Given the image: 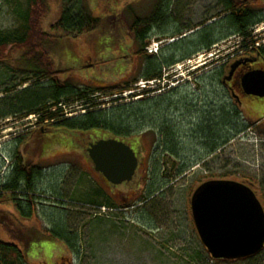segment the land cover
<instances>
[{
	"label": "rangeland",
	"instance_id": "374dc122",
	"mask_svg": "<svg viewBox=\"0 0 264 264\" xmlns=\"http://www.w3.org/2000/svg\"><path fill=\"white\" fill-rule=\"evenodd\" d=\"M16 1L22 9L25 7L26 0H0V31L17 25L13 10ZM78 2L101 19L100 25L88 34L65 36L53 29L52 24L67 2L48 0L49 9L41 20V27L57 38L52 41L50 54L59 69L69 70L61 78H69L73 85L127 83L131 86V90L121 94L122 100L106 102L103 106L131 107L136 106L133 102L140 103L133 108L140 113L141 121L130 120L132 130L144 135L137 146L140 165L131 181L107 188L85 151L87 142L107 138V132L72 130L63 126H53L48 131V128L32 126L34 115L17 114L0 119V186L7 180L11 163L9 154L2 148L11 153L15 144L21 145L27 161L41 168L32 217L20 218L13 201L0 202V238L9 241L4 225L19 231L20 224L28 233L31 229L42 228L41 231L49 222L62 220L67 228L79 232L81 252L74 264H264V248L250 259H212L196 232L190 209L193 190L210 179H231L245 184L247 180L253 181L256 185L252 190L264 207V113L257 117L263 116L260 124L246 128L241 137L230 140L213 154L206 153L205 157L203 153H197L194 146L198 142L189 136V130L196 127L195 121L191 119L187 124L181 118L197 109L206 111L205 98L216 94L214 80L220 70L215 68L216 62H223L238 50L239 37L230 35L208 50L201 47L197 51L194 49L199 46L195 44H191V49L182 48V43L177 41L168 46L173 39L156 38L161 32V28L156 27L147 41V54H158L160 50L167 56H178L188 50L193 54L163 69L161 81L149 82L141 76L146 63L145 58L137 54L138 44L133 42L129 31V12L132 9L139 17L148 15L156 0ZM185 32L182 30L180 35ZM251 35L263 45L264 21L251 29ZM149 49H156V53H149ZM20 51L0 62V90L10 89L12 96L29 84L20 86L19 83L24 76L20 71L23 68L19 62ZM134 78H137L135 83ZM130 93L136 95L130 97ZM18 97L25 99L27 96L20 93ZM117 97L119 95L112 98ZM91 99L92 102L108 100L97 94ZM258 101H264V97L254 100ZM178 107L182 113L174 112ZM76 113L71 111L66 116ZM162 119L170 123L169 130L174 136L169 145L161 137ZM165 147L173 152V157L166 153H140L142 150L165 151ZM188 150H192L191 153H185ZM96 189L105 195L96 197ZM148 189H152L153 194L144 200ZM86 196L96 201L114 202L116 206L109 210L107 207L95 208L83 201ZM36 232L32 230L19 244L24 264H42L41 254L37 251L39 245L53 251L49 264H58L59 255L70 257L59 239Z\"/></svg>",
	"mask_w": 264,
	"mask_h": 264
},
{
	"label": "trees",
	"instance_id": "16d2710c",
	"mask_svg": "<svg viewBox=\"0 0 264 264\" xmlns=\"http://www.w3.org/2000/svg\"><path fill=\"white\" fill-rule=\"evenodd\" d=\"M163 1L167 3L164 5L165 8L161 10ZM170 1L159 0L158 3L154 4L151 16L157 17V21L152 20L153 22L141 23V20L132 9L129 12L131 16V22L128 25L129 31L133 42L138 44L137 54L145 58V71L141 75L145 81H161L163 79V69L187 58L186 56L175 59L172 56L163 54L162 50L158 54H147L145 50L146 38L153 32V25L150 23L159 24L162 27L169 24L165 13L171 6ZM66 2L59 13L58 19L52 24L53 29L59 30L65 36L71 35L74 37L88 34L97 29L101 23L99 17L91 14L78 0H66ZM246 3V0H223V18L219 29L222 35L214 44L230 35H234L239 37L241 42L239 44L244 45L246 50L259 51V54L264 57V43L263 45L260 44L258 48L256 45L257 38L254 39L251 35V29L264 21V15L251 12ZM15 7L18 9H15ZM48 9V0H26L23 9L21 4L16 1L13 10L17 15V25L14 28L0 31V62L13 55L15 51L21 50L19 62L23 68L20 71L24 76L19 83L20 86L29 83L13 96L10 95V89L0 90V93H3L0 96V119H6L17 114L34 115L35 119L32 126L48 128V131L53 126H63L80 131L100 130L107 132L108 136L127 140L129 137L137 135V132H134L131 128L130 120L141 121L140 113L133 108L138 107L140 104L138 101L133 102L132 104L136 106L131 107L106 108L103 106L106 102L113 103L122 100L121 94L131 90L130 85L127 83L100 86L73 85L70 83L69 78H61L69 70L59 69L50 54L51 45L53 46L52 41L57 38L41 27V20L45 17ZM140 23L145 29L140 27ZM214 32V29H207L206 34L211 35ZM191 44L196 45L194 42L184 43L182 48H191ZM212 45H207L203 49L208 50ZM136 80L137 78H134L133 83ZM20 93L27 97L21 99L18 97ZM94 94L108 100L92 102L91 98ZM113 95H119V97L112 98ZM129 95L133 97L136 94L130 93ZM70 102L76 105L70 107L73 104ZM71 108H73L71 111L77 113L71 117L66 116L68 112H71L68 111ZM174 112L182 113V109L178 107ZM218 112H221V115L216 117L210 110L197 109L192 113H188V116L181 117L185 119L184 122L186 121L187 124L191 123V119L195 122L197 118L201 120L199 125L194 123L195 129L191 128L189 130L190 139L198 142L194 148H203L205 145L209 147L218 140L217 135H220V130L224 134L226 130L234 127V118L229 115L228 111L221 108ZM160 123L161 137L165 139V144L169 145L174 137L169 128L170 123L163 121V119ZM226 142L222 141V144ZM14 146L11 153L10 150L2 148L3 152L9 154L11 163L8 165L9 175L7 180L0 186V202L4 200L13 201L18 216L27 219L28 216H33V202L37 194L36 182L40 176L41 168L27 161L21 145L15 144ZM166 150L168 149L165 147ZM191 151L188 150L185 153H191ZM166 154L171 157L174 156L173 153ZM152 192V189H148L147 194L143 196L144 200H147L153 194ZM150 193L151 195H149ZM94 194L96 197H100V194L105 195L99 189H96ZM83 201L92 204L95 208L107 207L108 210L116 206L114 202L96 201L87 196ZM63 222L62 220L51 222L52 228L58 232L57 235L51 238L59 239L66 246L80 247L79 232L70 230L66 225H63ZM19 227V231H13L11 227L9 229L4 225L9 241H3L0 238V261L7 264H24V254L19 248V244L22 243L23 237H25L21 235V233H24V228L20 224Z\"/></svg>",
	"mask_w": 264,
	"mask_h": 264
},
{
	"label": "flooded vegetation",
	"instance_id": "af4514ba",
	"mask_svg": "<svg viewBox=\"0 0 264 264\" xmlns=\"http://www.w3.org/2000/svg\"><path fill=\"white\" fill-rule=\"evenodd\" d=\"M246 1H247L246 3L247 8L251 12L264 15V0H246ZM158 2L159 0H156L155 4ZM166 3L167 2L163 1L161 10L165 8L164 5ZM170 3L171 6L169 7V9H167V13H165L167 15L169 24L166 25L165 27H162L159 24L150 23L151 25H153V30L156 27L161 28V32L160 33L158 32L156 38L163 36L165 38L170 37L171 39H173L171 40V42L168 43V46L172 45L175 41H177V43L180 42L182 44L194 42L196 43V46H199L198 48L194 49L197 51L201 47L214 44L215 42H217V40L221 38L222 34L221 32H219L220 31L219 29L221 28L222 18H223V14H222L223 0H171ZM173 6L174 8L172 9ZM151 12L145 16H141V17L138 16V18L141 20V23L151 22L152 20L157 21L156 20L157 17L153 15L151 16ZM164 19L166 20V18ZM141 23H140V27L145 29L144 26H141ZM164 29L167 30L164 31ZM207 29H214L215 32L213 34L211 33V35H207L206 34ZM182 30H186L184 35H180V32ZM146 40L148 41L149 37H147ZM260 42H261L260 40L256 42L258 48L260 47L261 44ZM237 48L238 50L237 51L235 50L231 54H229L223 62L220 61L217 62L215 68H219L220 70H218V74L215 75V80H214V82L216 83L215 86L216 94L213 97L205 98L206 100L205 104L207 105L205 107V110L206 109H207L206 111L210 110L212 113H214V116L217 117L221 115V112L219 113L218 110L221 108L225 109L226 111L229 112V115L233 116L234 127L226 130L224 134H222V131L220 130L221 132L220 135H217L218 140H216L209 147H206L205 145L203 148H196L197 153H203V157H205L206 153L213 154L219 151L223 147V145H225L230 140L237 138L239 136L241 137L245 132L246 128L248 129L251 127H255L262 122L263 116L260 117V119L257 117L258 115L264 113V101L254 102V100H260L261 97L248 94L246 92L247 90L242 85L241 79L242 76L247 72L253 70H264V57H262L259 54V51L251 52L246 50L244 45L241 44L237 45ZM197 51H194V53H197ZM192 54H193L192 51L188 50V51H183L178 56L172 55V57H174L175 59H181L186 56L188 57ZM235 61H240V63H238L235 66L233 72L230 73L231 64L234 63ZM200 122L201 120L197 118L195 123L199 125ZM107 138H115L127 143L132 148L138 159L139 150H137V146L141 144L144 138L143 133H138L137 135L130 137L129 141L124 138H118L112 136H109ZM96 140H92L90 142H95ZM222 141H227V142L222 144ZM90 142H87V145L85 146V150ZM140 153H173V152L168 149L166 151L142 150ZM139 165H140V161L138 159L135 173L138 170ZM103 181L107 183L106 186L107 188H110V186L112 187L115 186L110 182H108L105 178H103ZM246 183L254 190L256 184L253 181L247 180ZM105 192L110 196L107 190H105ZM40 229L42 228L31 229V231H29L28 233L24 232L22 235L30 236L32 230L35 233H37L36 231L38 230L39 233H42L46 237L51 238L57 235L58 233L52 228L51 222H49V224H47L46 228H44L43 230L40 231ZM29 245L31 248V241L29 242ZM63 246H65L66 249L69 251L70 257L59 255L58 264H74V259L80 258V256L78 257L81 250L80 247L66 246L65 244ZM37 248H38L37 251H39L38 253L41 254L43 260L42 264H49V261L53 257V251L50 252L44 246L42 247L40 245ZM27 252H28L27 254L30 253V256H32L30 251ZM260 252H258L255 255L240 259L244 260V259H250L256 257ZM219 260H226V259H219ZM234 260H239V259H234ZM0 264H7V263L0 261Z\"/></svg>",
	"mask_w": 264,
	"mask_h": 264
},
{
	"label": "water",
	"instance_id": "95a60500",
	"mask_svg": "<svg viewBox=\"0 0 264 264\" xmlns=\"http://www.w3.org/2000/svg\"><path fill=\"white\" fill-rule=\"evenodd\" d=\"M238 63L231 64L230 73ZM241 81L248 94L264 97V70L247 72ZM87 153L95 171L111 184L132 179L137 157L127 143L101 138L88 144ZM190 209L196 232L212 259L245 258L264 248V209L247 184L206 180L193 190Z\"/></svg>",
	"mask_w": 264,
	"mask_h": 264
}]
</instances>
